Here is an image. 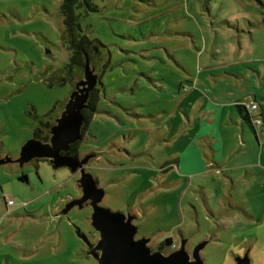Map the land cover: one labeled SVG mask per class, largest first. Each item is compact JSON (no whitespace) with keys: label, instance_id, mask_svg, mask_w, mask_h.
Masks as SVG:
<instances>
[{"label":"rangeland","instance_id":"rangeland-1","mask_svg":"<svg viewBox=\"0 0 264 264\" xmlns=\"http://www.w3.org/2000/svg\"><path fill=\"white\" fill-rule=\"evenodd\" d=\"M80 1L95 6L75 10L91 44L68 68L61 0H0V159H11L0 163V264H98L92 207L65 211L81 196L79 172L16 161L83 87L86 64L95 110L78 150L104 190L100 205L134 215L153 250L167 237L166 252L207 240L204 264L245 252L264 264V0ZM236 96L256 101L261 132L224 101ZM214 104L216 121L199 112ZM204 134L235 153L214 161Z\"/></svg>","mask_w":264,"mask_h":264},{"label":"water","instance_id":"water-1","mask_svg":"<svg viewBox=\"0 0 264 264\" xmlns=\"http://www.w3.org/2000/svg\"><path fill=\"white\" fill-rule=\"evenodd\" d=\"M85 81L83 87H76L69 95L63 110L55 123L51 126L48 142L30 138L21 147L17 162L23 164L32 159H48L53 168L67 167L71 171H78L77 179L81 189V196L70 200L65 211L73 206L82 207L87 203L92 207L91 222L99 232V239L89 244L88 253L94 257L98 264H204L200 257V250L207 240L199 242L188 252L183 239L177 249L169 252L168 247H158L153 250L148 246L149 237L136 238L137 226L133 223L134 215L112 211L100 205L104 196L103 188L99 187L94 177L85 170L90 156L79 158L67 153L70 145L81 139L83 124L82 109L90 90L96 84V77L89 72L88 65L84 68ZM11 159L1 158L0 163ZM236 264H250L247 254L235 258Z\"/></svg>","mask_w":264,"mask_h":264},{"label":"trees","instance_id":"trees-1","mask_svg":"<svg viewBox=\"0 0 264 264\" xmlns=\"http://www.w3.org/2000/svg\"><path fill=\"white\" fill-rule=\"evenodd\" d=\"M82 6H86L89 9H95V6L92 4L83 2L80 0H61L60 4V13L62 16V23H63V35L65 36L64 43L67 50L70 52L68 68H72L73 66H80L82 63V57L87 54V47L91 44V40L88 38L86 34L83 33L80 24H79V15L75 13L76 8H80ZM61 82H65L61 80ZM240 112H242L243 119L248 122V124L252 125L251 123V115L247 110V107L240 104L237 105ZM95 110V100L89 102L87 113H84V120L85 126L93 114ZM50 112L45 114L46 116L49 115ZM250 125V126H251ZM49 123L40 121V125L37 126L33 130L32 137L39 138L42 141H46L48 139V130L47 127ZM253 127V125H252ZM75 146V145H73ZM21 180H25L26 176L22 175L20 177ZM172 244V239L167 237L163 239L159 247H169Z\"/></svg>","mask_w":264,"mask_h":264},{"label":"crops","instance_id":"crops-1","mask_svg":"<svg viewBox=\"0 0 264 264\" xmlns=\"http://www.w3.org/2000/svg\"><path fill=\"white\" fill-rule=\"evenodd\" d=\"M185 97H187V95H184ZM183 96L181 95L180 98H182ZM184 101V97L180 100V104ZM225 102H227L228 104H232L234 103V106L236 107L237 109V112H238V115H239V120L241 121V124L242 126L246 123L248 124V122H246L243 117H242V112H240V110L238 109L237 105H244L245 107H247V105L251 102H256L254 99H246V98H243V97H239V96H236V97H230L229 100H224ZM215 102H219V103H222L223 102V99H220V100H215ZM218 106L217 104H214L207 108H205L204 106H199L200 107V111L199 112H202L203 116H210L212 115L213 117L212 118H208L209 120H213V121H216L217 120V116H215L217 113H218V108L216 107ZM183 113H184V108L181 107ZM258 104H257V107L255 110H253L250 114L252 115H255V116H259L261 119H262V122H263V116H262V112L261 111H258ZM232 111V110H231ZM220 121L223 119V116H220ZM233 120V119H232ZM234 121V120H233ZM235 124H238L236 121H235ZM249 125V124H248ZM251 125V124H250ZM249 127H251L252 130H257L255 129V127H252V125ZM259 132H261L260 130H257ZM200 138L204 139L205 141H207V143L209 144V147L211 149V154H210V158L213 159L214 161L216 160L218 163L221 162V163H224L226 161V153L228 151H230L231 153H235V147L236 145L235 144H232V143H229L226 139H221L219 136L215 137V136H210L209 134H204V135H201ZM211 138H214L213 141H211ZM223 151V155H221V159L219 160L218 159V156H217V152L218 151ZM216 162V163H217ZM229 169H231L232 167H227Z\"/></svg>","mask_w":264,"mask_h":264},{"label":"flooded vegetation","instance_id":"flooded-vegetation-1","mask_svg":"<svg viewBox=\"0 0 264 264\" xmlns=\"http://www.w3.org/2000/svg\"><path fill=\"white\" fill-rule=\"evenodd\" d=\"M74 90V89H73ZM89 99H87V101H86V107L85 108H83L82 109V111H81V113H82V116H83V124H82V128H81V134H82V136H83V134H84V131H85V128H86V126H85V120H84V110H88V106H89ZM59 117V116H58ZM55 123V122H54ZM53 124H49V126L47 127V130H48V139L46 140V141H42L41 139H39V138H35V139H38V140H40V141H42V142H48L49 141V137H50V132H49V130H50V128H51V126H52ZM34 138V137H33ZM82 138V137H81ZM81 140V139H80ZM80 140H78L77 142H75V143H73V144H71L70 145V148H69V150L67 151V153L68 154H70V155H73V156H77V157H79L80 159L81 158H83V157H85L86 155H80L79 154V150H78V142L80 141ZM73 145H75V146H73ZM48 160V159H47ZM49 161V160H48ZM86 165V164H85ZM85 165H84V167H85ZM76 172H78V171H76ZM79 177H80V174H79ZM81 194H82V192H81ZM88 203V202H87ZM97 231V230H96ZM98 232V231H97ZM98 234H99V232H98ZM99 237L100 236H98V238H97V240L99 239ZM96 240V241H97ZM96 243V242H95ZM160 244V243H159ZM158 247H159V245H158ZM192 252V251H191ZM190 252V253H191ZM244 254H247V256H248V253L247 252H245V253H243V255ZM243 255H241V256H243ZM249 258V257H248ZM236 264V263H235Z\"/></svg>","mask_w":264,"mask_h":264},{"label":"built area","instance_id":"built-area-1","mask_svg":"<svg viewBox=\"0 0 264 264\" xmlns=\"http://www.w3.org/2000/svg\"><path fill=\"white\" fill-rule=\"evenodd\" d=\"M257 107V103L256 102H251L247 105V110L249 111V113H251L253 110H255ZM251 115V123L253 125V127H255V129L257 130H263V122L262 119L259 116H255V115ZM14 203V201L10 198L6 199V204L7 205H12Z\"/></svg>","mask_w":264,"mask_h":264}]
</instances>
